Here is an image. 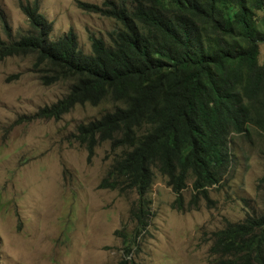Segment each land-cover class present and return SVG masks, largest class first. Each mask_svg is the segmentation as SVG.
Here are the masks:
<instances>
[{
    "label": "trees",
    "instance_id": "obj_1",
    "mask_svg": "<svg viewBox=\"0 0 264 264\" xmlns=\"http://www.w3.org/2000/svg\"><path fill=\"white\" fill-rule=\"evenodd\" d=\"M39 5H22L30 33L11 43L0 37V59L35 55L46 84L72 81L65 97L33 119L58 120L78 104L110 100L113 109L80 124L76 139L91 154L104 142L123 151L114 161L123 190L147 193L155 164L177 196L175 206L182 208L189 181L195 206L230 172L232 139L264 137V0L80 1L82 10L120 24L109 42L90 36V53L72 29L52 39L53 26ZM105 187L119 183L106 178ZM133 212L135 230L116 232L125 247L121 264L135 263L130 256L152 219L150 200ZM216 235L218 264H264V210Z\"/></svg>",
    "mask_w": 264,
    "mask_h": 264
},
{
    "label": "rangeland",
    "instance_id": "obj_2",
    "mask_svg": "<svg viewBox=\"0 0 264 264\" xmlns=\"http://www.w3.org/2000/svg\"><path fill=\"white\" fill-rule=\"evenodd\" d=\"M35 0H0V37L15 41L30 33L22 5ZM52 24V39L74 30L80 48L91 52L90 36L110 41L119 27L111 18L89 13L78 2L102 6L104 0H38ZM260 62L264 60L261 44ZM35 55L0 59V264H121L123 239L115 234L135 230L133 209L150 199L152 216L138 246L134 264H218L211 247L229 223L264 210V137L232 139L233 164L223 182L209 188V199L195 206L192 182L183 191L182 208L167 179H156L144 195L103 188L122 150L109 142L90 154L77 142L78 126L113 107L109 99L92 106L78 104L60 119H33L40 109L65 97L71 80L46 84L35 67ZM254 136V135H253ZM128 259V258H127ZM127 264H133L128 259Z\"/></svg>",
    "mask_w": 264,
    "mask_h": 264
},
{
    "label": "clouds",
    "instance_id": "obj_3",
    "mask_svg": "<svg viewBox=\"0 0 264 264\" xmlns=\"http://www.w3.org/2000/svg\"><path fill=\"white\" fill-rule=\"evenodd\" d=\"M134 149V147H132V150ZM89 151V150H88ZM95 151V150H94ZM91 154V153H90ZM115 163V162H114ZM114 163L112 164V166H111V170H110V176L108 177V178H112L113 180H117V182L119 183V187L117 188V189H113V190H120V189H123V186H122V183H121V179H117L118 177H120V175H118V173H117V170H116V166L114 165ZM115 164H117V163H115ZM159 164V163H158ZM118 165V164H117ZM152 166V170H154V168H155V164H152L151 165ZM107 178V177H106ZM105 178V179H106ZM105 179L103 180V183H102V187L103 188H106L105 187ZM155 179H156V176H154L153 178H151V182H150V189H151V187H152V185L154 184V181H155ZM188 184H189V182H188ZM192 184V183H191ZM188 186V185H187ZM172 188V187H171ZM187 188V187H186ZM111 189V188H110ZM150 189H149V191H150ZM129 190H133V189H129ZM136 190V189H135ZM184 191V190H183ZM139 192V191H138ZM140 193V192H139ZM140 195H142L141 193H140ZM176 195V194H175ZM182 195H183V192H182ZM150 200V199H149ZM142 201V200H141ZM141 201H138V203L139 202H141ZM151 203H152V201L150 200V210H151ZM136 205H138V204H136ZM248 217H257V215L256 216H253L252 214H250V216H248ZM247 217V218H248ZM247 218H245V220L247 219ZM244 220V221H245ZM115 234L117 235V233L115 232ZM118 236V235H117ZM121 238V237H120ZM0 246H3V241H2V236L0 235ZM211 254H212V257L216 260V259H218L222 254H216V253H213V251H212V247H211ZM229 264H232V263H230L229 262Z\"/></svg>",
    "mask_w": 264,
    "mask_h": 264
}]
</instances>
